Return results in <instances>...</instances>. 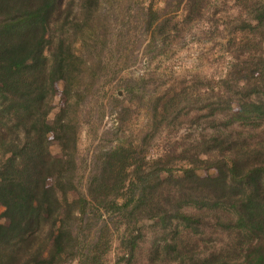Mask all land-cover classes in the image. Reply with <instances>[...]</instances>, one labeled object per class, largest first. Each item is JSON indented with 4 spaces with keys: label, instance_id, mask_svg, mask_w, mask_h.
I'll return each mask as SVG.
<instances>
[{
    "label": "rangeland",
    "instance_id": "obj_1",
    "mask_svg": "<svg viewBox=\"0 0 264 264\" xmlns=\"http://www.w3.org/2000/svg\"><path fill=\"white\" fill-rule=\"evenodd\" d=\"M262 2L99 0L97 6L78 5L73 27L59 32L74 44L75 58L68 81L56 82L48 117L53 124L63 111L77 135L66 149L55 132L47 136L51 154L66 160L62 186L56 188L55 177L47 185L70 202L62 212L72 230L67 254L56 264L173 261L170 254L154 251L172 240L173 224H161L154 200L148 206L137 203L141 187L125 186L119 196L115 187L134 167L154 168L161 158L180 176L188 164L176 154L222 127L221 121L239 109L244 87L264 85V26L255 17ZM235 126L241 128L239 122ZM196 172L218 174L216 169ZM160 177L164 184L153 195L166 203L175 186L167 184L166 172ZM82 196L89 204H72ZM3 212L0 207V223L8 224ZM181 231V241L197 243L199 251L226 249L235 238L212 217L201 233Z\"/></svg>",
    "mask_w": 264,
    "mask_h": 264
},
{
    "label": "trees",
    "instance_id": "obj_2",
    "mask_svg": "<svg viewBox=\"0 0 264 264\" xmlns=\"http://www.w3.org/2000/svg\"><path fill=\"white\" fill-rule=\"evenodd\" d=\"M98 3L0 0V207L9 220L0 223V264H56L67 254L72 230L62 210L70 202L62 201L57 190L66 160L51 154L47 136L55 132L66 149L77 135L63 111L53 124L48 117L56 82L68 81L75 58L74 44L59 32L73 27L78 5ZM255 17L264 26V2L255 8ZM243 91L246 98L221 121L222 127L175 153L188 164L180 176L175 177L161 158L154 168L134 167L115 187L117 196L125 186L141 187L137 203L148 206L154 200L161 224H173L172 240L159 246L161 250L153 249L170 254L173 261L168 264H264V128L259 129L264 123V85ZM198 169H216L218 174L201 177ZM162 171L169 175L167 184L175 186L166 203L153 195L164 184ZM50 177H55L57 189L48 187ZM72 204L89 202L82 196ZM208 217L235 235L228 248L199 251L197 243L181 241L182 228L201 233ZM136 245L134 241L132 249Z\"/></svg>",
    "mask_w": 264,
    "mask_h": 264
}]
</instances>
